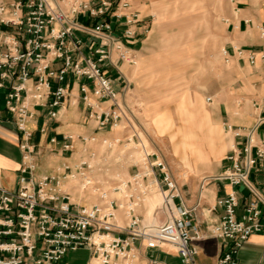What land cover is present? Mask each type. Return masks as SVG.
Here are the masks:
<instances>
[{"label":"built area","instance_id":"2783aa9c","mask_svg":"<svg viewBox=\"0 0 264 264\" xmlns=\"http://www.w3.org/2000/svg\"><path fill=\"white\" fill-rule=\"evenodd\" d=\"M130 1L117 0L114 4L113 0H13L9 4L0 3V26L14 28L10 31L0 27V46L4 47L0 52V90H4L0 107L12 116L17 129L25 133V120L32 116L29 104H46L48 115H56V107L67 93V73L80 83L83 101L88 106L92 107L87 100L89 86L97 99L110 102L107 109L94 112L98 129L108 124L118 128L123 121H128L124 102L128 85L116 89L99 63L105 59L112 63V54L127 63H135L128 40L135 32L129 25L136 21L137 15L125 16L127 26L120 35L112 33L110 21L102 20L90 27L79 22L78 16L98 18L112 6L128 7ZM77 32H84L104 44L95 46L88 55L75 56L80 53L82 44ZM237 53L242 54V49H237ZM222 55L228 62L229 55L224 48ZM246 58L254 63L256 53L249 51ZM56 59H62L61 66L50 70L49 63ZM50 78L58 82L53 89ZM206 100L210 102L211 96ZM252 132L253 128L247 131L242 144H232L222 171L200 180V188L210 179L223 180L232 186L244 185L253 195L239 216L234 190L217 199L221 214L209 227L210 235L223 247L216 264H237L236 253L242 242L253 233H264V143L256 145ZM235 135H242L240 129ZM119 141L118 137L104 138L101 144L105 150H110L112 144ZM21 147L29 151L25 143ZM96 155L90 152L88 157ZM140 156L141 165L131 162L127 177L117 180L109 190L97 187L99 201L90 205L76 203L68 188L69 179L77 176L83 180L81 189L92 184L86 174V170L92 168L88 157L79 160L73 168L65 166L64 173L39 177L31 174L30 165L23 164L14 190L0 185V264H59L68 250L78 247L89 250L94 264H135V241L143 242L150 249L167 244L183 264H193L197 252L194 240L199 237L196 232H189L194 206L180 201L176 179L161 154L144 149L141 143ZM251 174L261 175L259 188L252 184ZM155 188L162 196V203L156 209H161L166 216L160 223L146 222V211H140ZM153 214L156 216L157 212ZM148 264L168 263L152 259Z\"/></svg>","mask_w":264,"mask_h":264},{"label":"crops","instance_id":"0c3cea01","mask_svg":"<svg viewBox=\"0 0 264 264\" xmlns=\"http://www.w3.org/2000/svg\"><path fill=\"white\" fill-rule=\"evenodd\" d=\"M13 0H0V3L9 4ZM117 0H113L114 4ZM229 7L224 12L222 47L228 53L229 75H232L230 91L225 99L219 103V121L228 128L233 129L232 144H242L246 139L247 131L253 128L252 136L256 145L264 143V0H228ZM136 14L137 19L129 26L135 30L129 43L132 44L131 52L135 54L134 44L143 42L145 23L150 12L144 0H131L128 7L120 5L109 10L104 16L98 18L78 16V21L93 26L102 20L110 21L112 33L120 35L126 28L125 16ZM116 15V16H115ZM118 15V17H117ZM3 30L14 31V28L0 26ZM82 39L79 54L88 55L95 46L104 44L99 39H94L84 32H77ZM135 44V45H136ZM242 49V54L237 53ZM4 50L0 46V52ZM256 53V60L250 63L247 52ZM112 63L105 59L99 63L101 69L112 80L116 89L121 90L128 85L129 63L120 60L115 54L111 56ZM62 59H56L49 63V69H58ZM51 88L57 86L58 82L50 78ZM31 80L28 82L30 83ZM65 84L67 93L62 102L56 107L57 113L54 117L48 115L49 107L45 105L29 104L28 109L32 116L25 120V133L17 129L12 116L0 107V185L6 189L14 190L17 187V175L19 168L25 164L30 165L31 174L39 177L44 174H55L66 172L65 166L74 167L81 159L89 156L90 152L97 153L101 148V140L112 139L118 136V128L106 125L98 129L94 112L105 110L110 102L99 100L91 93V86L87 89V100L92 107L83 101L80 91V83L71 73L66 74ZM0 95L2 99V92ZM207 116V112L203 111ZM168 117V116H166ZM169 120V119H168ZM166 121L165 117L157 122ZM170 122V121H169ZM240 129L241 136H236L235 131ZM181 132V138L186 143V138L191 136ZM176 134V133H175ZM173 134V138L175 136ZM177 133L176 136H178ZM172 136V135H171ZM93 137L91 141L89 138ZM86 138L87 140H83ZM25 143L29 151L21 147ZM68 144L65 148L64 145ZM192 144H194L192 142ZM195 145V144H194ZM196 146V145H195ZM197 147V146H196ZM230 150V148H229ZM219 159L215 168V174L222 171L226 165V154ZM177 152V150H174ZM180 151V150H178ZM131 171L128 169L127 173ZM260 174H251L252 184L260 187ZM74 200L79 205H86L77 190L73 186L68 187ZM181 199L186 206H194L193 216L190 220V234L197 233L198 238L194 240L196 255L193 264H216L223 247L217 238L209 233L211 223L221 214V208L216 205L219 197L234 190L238 199L236 215L242 213L245 203L253 198L252 193L244 185L232 186L223 180L210 179L202 188L189 184L181 191L178 186ZM179 201L177 200L176 203ZM143 213L144 208L140 207ZM156 223L163 222L166 216L161 212L153 218ZM137 256L135 264H148L152 259L165 261L168 264H183L177 253L167 244L157 248H147L143 242L135 241ZM237 264H264V233H253L241 244L236 253ZM59 264H94L90 252L85 247L68 250Z\"/></svg>","mask_w":264,"mask_h":264},{"label":"rangeland","instance_id":"374dc122","mask_svg":"<svg viewBox=\"0 0 264 264\" xmlns=\"http://www.w3.org/2000/svg\"><path fill=\"white\" fill-rule=\"evenodd\" d=\"M144 1L151 14L141 35L143 42L134 44L135 63L128 66L130 80L124 97L128 121L118 127L120 141L88 157L90 186L81 189L83 180L78 176L68 181L86 205L99 201L97 187L109 190L127 177L131 162L141 165L142 142L147 150L163 156L181 191L191 183L200 188L201 178L215 174L220 157L232 147L234 131L219 121L218 105L233 93L230 62L222 55L223 16L229 1ZM164 117L166 121L157 124ZM180 130L191 135L186 143ZM153 193L158 194L154 201L160 202L159 191L155 188L148 196ZM155 211L161 213V209ZM144 220L155 222L152 216Z\"/></svg>","mask_w":264,"mask_h":264},{"label":"bare ground","instance_id":"6f19581e","mask_svg":"<svg viewBox=\"0 0 264 264\" xmlns=\"http://www.w3.org/2000/svg\"><path fill=\"white\" fill-rule=\"evenodd\" d=\"M142 145H143V148L145 149L146 146L144 145V143L142 142ZM81 188V186H80ZM160 194V193H159ZM161 195V194H160ZM158 196L157 193H153L152 195L148 196L147 197V204H146V215L145 217L148 219L149 216H152V219L154 218V211H155V208H157L156 206L158 205L157 203H162L161 201L160 202H155L154 199L155 197ZM162 198V196H161ZM151 207V208H150ZM150 209V210H149ZM149 222V221H148Z\"/></svg>","mask_w":264,"mask_h":264}]
</instances>
